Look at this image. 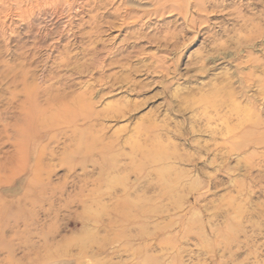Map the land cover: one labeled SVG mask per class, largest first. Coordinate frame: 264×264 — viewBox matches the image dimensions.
Returning <instances> with one entry per match:
<instances>
[{
    "label": "rangeland",
    "instance_id": "rangeland-1",
    "mask_svg": "<svg viewBox=\"0 0 264 264\" xmlns=\"http://www.w3.org/2000/svg\"><path fill=\"white\" fill-rule=\"evenodd\" d=\"M50 85L87 89L89 182L23 264H264V0H0V131Z\"/></svg>",
    "mask_w": 264,
    "mask_h": 264
},
{
    "label": "bare ground",
    "instance_id": "bare-ground-1",
    "mask_svg": "<svg viewBox=\"0 0 264 264\" xmlns=\"http://www.w3.org/2000/svg\"><path fill=\"white\" fill-rule=\"evenodd\" d=\"M52 91L51 85L44 91L25 88V98L19 106V115L12 123L5 124L0 131V136L5 139L3 144H9L11 148L0 157V194L6 195V198H1L0 195V254L5 253V264H23L26 260L30 261L35 245L29 237L43 234L42 228L38 226L41 214L49 216L51 212H58L55 202L64 197L66 186L76 167L82 172V186L89 182L86 170V163L90 160L87 146L90 109L87 89L65 96ZM39 95L44 97L43 103L40 102ZM47 134V142H50L47 143L48 147L40 143ZM60 141L62 147L58 153ZM148 154L145 153V159L151 160ZM58 168L65 170L62 186L53 182ZM128 189L122 190L123 197L130 195ZM17 190H20L19 196L11 195ZM78 194L81 198L76 201L81 202L83 208H86V201L96 203L95 197H87L84 190H80ZM73 202V198H67L62 209H68ZM127 204L125 198L120 204L117 202L120 212L130 210L133 202ZM141 207L142 204L137 201L134 209L144 211L145 209H139ZM145 213H141V216H146ZM135 222L137 223L136 220L132 223ZM18 251L23 253L20 258H16ZM69 258L73 257H48L38 264L52 263L58 259L62 261L59 264H68Z\"/></svg>",
    "mask_w": 264,
    "mask_h": 264
}]
</instances>
